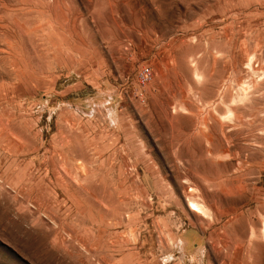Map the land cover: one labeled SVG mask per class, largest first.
I'll return each instance as SVG.
<instances>
[{"label":"rangeland","instance_id":"rangeland-1","mask_svg":"<svg viewBox=\"0 0 264 264\" xmlns=\"http://www.w3.org/2000/svg\"><path fill=\"white\" fill-rule=\"evenodd\" d=\"M0 264H264V0H0Z\"/></svg>","mask_w":264,"mask_h":264},{"label":"built area","instance_id":"built-area-1","mask_svg":"<svg viewBox=\"0 0 264 264\" xmlns=\"http://www.w3.org/2000/svg\"><path fill=\"white\" fill-rule=\"evenodd\" d=\"M137 78L141 84H147L153 79V73L151 68L142 67L138 70Z\"/></svg>","mask_w":264,"mask_h":264},{"label":"bare ground","instance_id":"bare-ground-1","mask_svg":"<svg viewBox=\"0 0 264 264\" xmlns=\"http://www.w3.org/2000/svg\"><path fill=\"white\" fill-rule=\"evenodd\" d=\"M189 208L191 211L195 212V211H201L202 209L199 207V205L197 204V202L194 201H189L188 204Z\"/></svg>","mask_w":264,"mask_h":264}]
</instances>
